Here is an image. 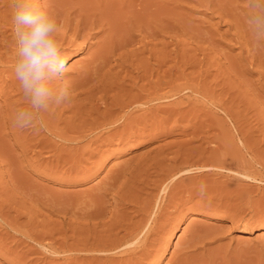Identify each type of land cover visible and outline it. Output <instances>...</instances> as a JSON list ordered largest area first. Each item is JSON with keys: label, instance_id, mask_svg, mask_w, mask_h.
I'll return each instance as SVG.
<instances>
[{"label": "rangeland", "instance_id": "obj_1", "mask_svg": "<svg viewBox=\"0 0 264 264\" xmlns=\"http://www.w3.org/2000/svg\"><path fill=\"white\" fill-rule=\"evenodd\" d=\"M1 1L5 2L6 0ZM1 1L0 11H3L4 7ZM60 1H63V5ZM112 1L115 6L113 11L117 14V20L112 27V31L116 33L111 32L112 36L110 35L111 37L109 38L113 43L117 41L119 45L115 42L117 45L116 51H113L111 54L112 58L110 63L115 66L113 67L109 63V66L104 69L105 73V71L111 67V73H109L107 79L109 81L117 80L116 82L118 83L124 81L126 82L125 84L128 85L130 83L129 81L127 82V78H125L126 74L131 71L132 76H135L137 70V72L142 70V64L143 68L146 66L145 68L154 69L155 74L158 70L157 72L160 75V79H164L163 81L167 80V82H169V79L170 81L172 80L171 83L173 86L174 84H183L188 86L191 85L192 89H198L196 92L194 89V91L191 89L187 91L186 89L180 93L181 95L179 94L161 100V102L158 103L159 107L161 106L162 109H166L179 101H189L191 99L192 101L190 100V104H185H188L186 109L193 108V111L196 109L192 114H195L197 118L195 115L191 114L188 118L194 116L196 120L193 118H190L189 122L187 121L189 119H184L185 121L180 120L179 122H175L174 120L173 123V119L176 118V116H173L172 119L164 121L162 124H166V127L172 129L168 131L170 133H167L166 136L161 133L157 134V132L151 134L145 132L143 135L137 136L133 141H120L114 139L111 140V142L110 140L106 142L108 141L106 140L105 143L98 141L95 145V143L90 144L84 139L79 143H73L74 145L69 143L67 146L61 141H56L53 137L51 138V136L47 138L45 133L42 134L41 132L39 136L33 134L34 131L39 128L38 125L34 130L33 128L18 130L17 127V130H14L15 128L11 130L10 126H2L3 118H8V116L2 112V115H0V133H4L0 134V140H3L0 141L2 143H0V205L3 203L4 205L2 207L0 206V210H4V212L0 211V225H2L0 226V264H126L129 260L128 255L116 256V254L112 252H107L105 255L107 256L108 254L110 258H106L103 253L94 251L93 248L99 246V240H101L100 247L104 244L103 242L108 239L107 237L105 240L104 237L112 230L114 227L113 224L119 223V221L122 222V224L132 223L133 221L137 222L142 218V215H139V210L141 208L143 209L147 206L154 205L155 208L153 210L155 212L157 207L159 205L161 207L162 204H167L168 206L165 205V208L162 209V211H164H161L158 221L152 223L153 216H151L149 221L150 229L154 226L151 233L154 235L155 233L162 235L159 251L157 253L153 252V255H149L144 261L143 259H140V261L137 260L141 264H264V87H262L264 86V60H262V58H264V45H256L247 29L245 23L248 7L247 0H143L146 4V11H142L143 9L139 6H134L132 2L137 3L138 0ZM77 2L78 0H38L40 6L48 11H54L55 9L53 10V6L56 5L57 8H61L60 10L63 8L64 12L70 9L69 12H74L77 7L75 6ZM96 2H101L102 4V0H97ZM114 2H116V4ZM71 4L74 5L71 6ZM130 4H132L134 8L126 7V5L128 6ZM68 5L71 6L74 11ZM98 6H103V4ZM138 7L141 9L142 13L140 11L137 13L135 12V9L139 10ZM117 9L120 11L123 10L124 12L122 13V11L120 12ZM128 9H133L132 12L134 14L132 13V15ZM54 12L61 13L62 11L59 12L56 10ZM117 12H120L122 15ZM127 12L130 15H128ZM71 16L73 17V15ZM127 16H129L128 20L125 19ZM144 18L150 19L145 20ZM157 21H160V23ZM147 22H149V24H147ZM104 23L106 24L105 21ZM124 23H127L129 27ZM97 29L99 28H96V30ZM121 31L124 32L122 33ZM125 32L127 33L124 34ZM101 33V35H104L103 32ZM100 34L97 38H93L94 40L91 39V41H93L92 44H95V42L102 37ZM115 34H117V36ZM122 36L124 38H122ZM142 38L144 41L141 40ZM126 39H128L130 43L126 41ZM123 40H125V44ZM118 47L121 49L119 50ZM168 50L170 53H174V55L170 54ZM140 52L143 54L139 55L141 54ZM135 53L137 54L135 55ZM65 55L67 57L65 78L72 80L78 75L76 71L77 67L88 59L89 50L83 49L80 51L78 49H70ZM252 55L255 58L257 56L260 57L254 58V60ZM140 61H142V63H140ZM206 62L207 64H205ZM147 63H149L150 66H148L149 64L147 65ZM198 64L200 65L197 66ZM234 67L236 69H234ZM170 71L172 72L171 76L173 78L175 77L176 80L175 78L174 80L171 78ZM117 72L118 74L121 73V75H118ZM172 74H174V76ZM212 74L214 75L212 76ZM155 79L156 76L152 78V80ZM142 83L143 82L139 81L138 85ZM205 85L206 87L208 86L207 90L206 92H202V90L205 91L204 89H206ZM235 85L238 86L236 87ZM168 89L169 88L163 85V92H167ZM199 89L201 92H199ZM254 90L256 91L254 92ZM116 93V90H109L107 91V96L111 98L113 95H116ZM210 93L211 96H208ZM243 93L247 94V97ZM203 94L205 96H201ZM258 94L260 97H258ZM98 95H100V93H98ZM182 96L183 98L185 96L184 100ZM238 97L239 99H237ZM0 99V104L2 105L3 99ZM219 99L223 103L222 107L225 111L217 107L218 103L216 100L218 101ZM247 99L251 100L247 101ZM253 101L254 103L256 101V103L254 104ZM207 105L209 107H207ZM97 106L98 107H94L95 110H103L102 105L97 104ZM241 109H243V112ZM87 110L89 109L85 108L82 112ZM96 111H92V116H96ZM136 114H140V112ZM159 114L162 117L164 115L162 112H159ZM227 114L230 115V117ZM235 116L238 117L236 118ZM193 121L194 123L197 121V124H199V122L206 124L204 125V127L206 126L204 129L205 139H202V142L198 140L194 142V144L192 143L191 146L193 147L199 144L201 145L202 143L203 147H207L206 149L209 151L211 147H213L212 141L217 138L216 141L219 142L220 136L228 132L225 134L226 136L224 135V137H226L224 138L225 147L227 145L228 148L232 149L231 152L230 149L228 150L227 147L226 149L224 147L225 156L226 154L227 156L229 155L225 157L226 160L224 161L228 162H225L223 165L224 167H221V164H217L219 167L215 165V167L210 169L213 173L192 172L189 173V175H183V178H178L179 176H175L176 178L168 177V172H164L163 169L167 167L166 164L170 161H166L164 163L165 166L161 165L162 168L160 167V169L155 166V162H157L156 159L159 160L162 156L170 158L179 150L178 162L176 161L175 164L178 166V169H184L189 160L188 165H190L187 166L188 168H190L192 164L195 166L200 165L202 162L200 160H207L209 158L208 151H205V154L204 152L200 153V151H197L199 153L194 152L196 154L192 156L194 153H187L183 148L184 151L179 149V142L182 144L183 141L190 139L188 132H191L190 129H192L194 124ZM211 124L214 125L211 126ZM215 125H217V128ZM208 129L213 132H208ZM222 129L226 132H223ZM110 133L111 131L105 134L108 135ZM209 135H211V137ZM42 136L44 137L42 138ZM39 138H47L48 140L46 139V141L55 144L50 148V150H54L50 151L49 148H47L48 150H42L40 146L34 147V142L40 140ZM246 142L247 146L245 145ZM168 145L170 149L167 147ZM175 146L178 148L176 149ZM162 147H164V149L167 147V149H165L166 151L164 150L160 156H157L159 149ZM71 149L73 151H71ZM168 149L169 151H167ZM71 152H73L74 155H72L73 153ZM59 153L64 154V158ZM190 154L192 157L188 156ZM10 155L12 161L10 160ZM60 155L62 158L58 160L57 157ZM21 157L23 159H21ZM65 157H67V159H65ZM68 157L71 159H68ZM13 158H17L16 160L18 162ZM147 159L151 160L147 161ZM179 161H183L184 163H180ZM179 165H181V167ZM8 166L10 168L13 166L14 169L12 170ZM250 166L253 168H250ZM245 167L247 169H245ZM214 168L216 171L212 170ZM160 170L165 175H163L162 172L160 174ZM248 171L252 172L251 177H246ZM254 171H256V173ZM165 177L167 179L172 178V180H166L164 179ZM160 181H163V183ZM174 181H177L176 184L178 183V185L174 184ZM159 182L161 184H159ZM167 182H170L176 187L172 188L173 185L171 186L172 193H168L169 195H167L166 202L163 203L160 201L163 197L162 189ZM170 183H167V185H171ZM3 189L5 191H3ZM99 194L105 195H102V198ZM168 199L171 200V202ZM99 201L103 205V209L100 208V211L98 208L102 206L101 204H99V207L97 206ZM142 203L143 206L141 205ZM3 207L5 209L8 208L5 210ZM90 209L91 211H89ZM101 211L103 216L101 213L98 214V217L97 215L90 214ZM111 211H113V213H111ZM121 213L123 214L121 215ZM124 214L127 217L126 219ZM114 215H116L117 218ZM113 218L116 219V222ZM1 220H4L3 223ZM12 220H15L14 223ZM109 220L111 221L109 222ZM7 221H10L13 226ZM163 223H165V225ZM104 224L106 225L104 226ZM109 224L111 228H108ZM153 224H156V226ZM158 225L161 227L163 225L162 228L164 230H161V227L158 228ZM103 226L107 227L104 228ZM120 234L119 237L123 236L124 232ZM172 234L174 239L170 242ZM86 241L87 246H85ZM91 241L93 243H91ZM186 241H192V247L187 250L183 248V246L186 245ZM91 245L93 246L90 247ZM87 254L89 257H87ZM110 254H112L113 257ZM101 255L105 257L101 259ZM134 261L137 262L136 260Z\"/></svg>", "mask_w": 264, "mask_h": 264}, {"label": "bare ground", "instance_id": "obj_2", "mask_svg": "<svg viewBox=\"0 0 264 264\" xmlns=\"http://www.w3.org/2000/svg\"><path fill=\"white\" fill-rule=\"evenodd\" d=\"M1 1V0H0ZM51 1V0H50ZM56 1V0H55ZM69 1H71V0H69ZM74 1V0H73ZM97 1V0H96ZM95 0H78V2L76 3V5L75 6H77L76 7V9H75V11H74V9L71 7V6H73L72 4H71V6H69L70 8H72L73 9V11L74 12H69V11H66V12H64V9L62 8V10H60L59 8H57V6L55 7V6H53V5H50L49 3H46V4H49L50 6H53L54 8H53V10L54 11H62L61 13H58V12H54V11H50L54 16H55V18L57 19V21H58V23H59V25H60V29H59V33H58V38H59V41H60V43H61V45H62V49H63V51H69L70 49H78V50H83V49H88L89 50V57H88V59L86 60V61H84V62H82L81 63V65L79 66V67H77V77L76 78H74V79H72V80H69L70 81V85H71V87H70V93H71V95H70V99L67 101V102H65L64 104H62V105H60V106H55V105H53V106H51L50 107V109L47 111V112H45V113H42V115H41V117H40V121L42 122V123H39L38 122V126H39V128H37V130H35L34 131V133L33 134H37V136H39V134L42 132V134L43 133H45V135H46V137L48 138L49 136H51V138L53 137L54 139H56V141H61L62 143H64V145L66 144H73V143H79L80 141H82V140H84V139H86V141L88 142V143H90V144H94L95 143V145H96V143H98V141L100 142L101 141V143H105V141L106 140H108V141H106V142H109V140H110V142H111V140H114V139H118V140H120V141H124V140H126V141H133V140H135V138L137 137V136H141V135H143L145 132H147L148 134L150 133H154V132H157V134L158 133H161V134H165V136H166V134L167 133H170V132H168V131H171L172 129L170 128H168V127H166L165 125H163L162 123H164V121H166V120H169V119H172L173 118V116H176V118L175 119H173V123H174V120H175V122H179L180 120H183V121H185L184 119H189V120H187L188 122L190 121V118H193L194 119V116L192 117H190V118H188L189 117V115H191L192 114V112H195L196 111V109H195V111H193V108H190V109H186L187 108V105L188 104H190L189 102H190V100L188 101V100H186V101H179L178 103H175L174 105H172L170 108H166L165 106V108L166 109H162L161 108V106L159 107V105H158V103H160L161 102V100H164V99H168V98H170V97H173V96H177V95H179L181 92H183L184 90H186L187 89V91H188V89H191V90H193L192 88H191V85H175L174 84V86H173V84L171 83V81H170V79H169V82H167V80L166 81H163V80H161L160 79V75H159V73L156 71V74H155V72H154V69H150V68H145L146 66V64L144 65L145 67L143 68V64H142V70L141 71H139V72H137L136 71V75L135 76H132V72L131 71H129V73H125L126 74V77L125 78H127V82L129 81V83L130 84H125L126 82H122V83H118V82H116L117 80H114V81H109L108 79H107V76L109 75V73H111L110 71H111V67L107 70V71H105V73H104V69L106 68V67H108L109 66V63L111 62L110 60H111V54L113 53V51H116L115 49H116V47H117V45H119V44H117V41H115L116 42V44H115V42L113 43L112 42V40L109 38V37H111L112 35H111V32L112 33H116V32H113L112 31V27H113V25H114V23H115V21L117 20V18H116V13L113 11V9L115 8V6L113 5V1L112 0H102V4H103V6H98V5H102L101 4V2H99V3H97ZM99 1H101V0H99ZM103 1H104V3H103ZM107 1V2H106ZM118 1V0H117ZM134 1V0H133ZM153 1V0H152ZM158 1V0H157ZM2 2V1H1ZM59 2V1H58ZM76 2V1H75ZM151 2V1H150ZM149 2V3H150ZM3 3V7H4V10L3 11H0V98H2L3 100V103H2V105L0 106V115H2V112H4V114H6L7 116H8V120L7 119H4L3 118V125L2 126H10L11 128V130H12V128H15L14 130H17L16 129V126L14 125V122H13V120H14V114H15V112L19 109V108H21V107H24V106H26V100H25V98H24V96H23V93H22V90H21V88H20V86H19V83H18V81L15 79V76H14V73H13V66H14V62H15V42H14V35H13V26H12V21H11V11H12V3H13V0H6L5 2H2ZM44 3V2H43ZM60 3H62V5H63V1L61 2L60 1ZM72 3V2H71ZM115 4H116V2H114ZM125 3V2H124ZM123 3V4H124ZM130 3V2H129ZM133 4H134V6H139L141 9H143L142 11H146V4L144 3V1L142 0H138L137 1V3H135V2H132ZM55 4H56V2H55ZM66 4V3H65ZM153 4V3H152ZM1 5V4H0ZM113 5V6H112ZM164 5H166V4H164ZM1 6V7H2ZM44 6H46V5H44ZM48 6V5H47ZM58 6H59V4H58ZM66 6V5H65ZM123 6V5H122ZM134 6L132 5V4H130V5H126V7H129V8H134ZM155 6H156V4H155ZM42 7V6H41ZM138 7V9L139 10H137V9H135V12L137 13V12H141V9ZM153 7H154V5H153ZM51 8V7H50ZM50 8H47V9H50ZM158 8V7H157ZM66 9H67V7H66ZM151 9V8H150ZM149 9V10H150ZM155 9V8H154ZM51 10H52V8H51ZM117 10H119V9H117ZM125 10H126V8H125ZM128 10H130V9H128ZM127 10V11H128ZM132 10L133 9H131L130 10V13L132 14L133 12H132ZM116 11V10H115ZM120 11V10H119ZM122 11V13L124 12L123 10H121ZM120 11V12H121ZM120 12H117L118 14L120 13ZM150 12V11H149ZM128 13V12H127ZM142 13V12H141ZM141 13H139V14H141ZM143 13H145V12H143ZM124 14H126V13H124ZM124 14H123V16H124ZM134 14V13H133ZM132 14V15H133ZM152 14V13H151ZM71 15H73V17L71 16ZM120 15H122L121 13H120ZM128 15H130L129 13H128ZM142 15V14H141ZM147 15V14H146ZM150 15V14H149ZM154 15V14H153ZM156 15V14H155ZM126 16V15H125ZM143 16V15H142ZM118 17H119V15H118ZM128 17L129 16H127L125 19L126 20H128ZM131 17V16H130ZM141 17V16H140ZM148 17V16H147ZM133 18V17H132ZM135 18H136V16H135ZM151 18V17H150ZM149 18V19H150ZM143 19V18H142ZM145 19V18H144ZM148 19V18H147ZM147 19H145V20H147ZM148 19V20H149ZM154 19V18H153ZM160 19V18H159ZM162 20V19H161ZM173 20V19H172ZM104 21L106 22V24L104 23ZM144 21V20H143ZM150 21H152V20H150ZM154 21V20H153ZM126 22V21H125ZM158 22V21H157ZM139 23V22H138ZM143 23V22H142ZM158 23H160V21L158 22ZM122 24V23H121ZM125 24V23H124ZM127 24V23H126ZM125 24V25H126ZM147 24H149V22H147ZM170 24V23H169ZM123 25V24H122ZM151 25V24H150ZM119 26V25H118ZM127 27H129V25L127 24L126 25ZM147 26V25H146ZM173 26V25H172ZM122 27V26H121ZM157 27V26H156ZM96 28H99V29H97L96 30ZM135 28V27H134ZM138 28H140V27H138ZM144 28H147V27H144ZM114 29V28H113ZM122 29V28H121ZM125 29V28H124ZM133 29V28H132ZM153 29V28H152ZM158 29V28H157ZM169 29H170V27H169ZM96 30V31H95ZM123 30V29H122ZM163 30V29H162ZM133 31V30H132ZM139 31H141V30H139ZM139 31H137V32H139ZM144 31H147V30H144ZM148 31H150V30H148ZM101 32H103L104 33V35H101L102 33ZM122 32V31H121ZM121 32H119V33H121ZM124 32V31H123ZM122 32V33H123ZM127 32H128V30H127ZM127 32H125L124 34H126ZM154 32V31H153ZM152 32V33H153ZM157 32V31H156ZM101 33V34H100ZM118 33V32H117ZM129 33V32H128ZM142 33H143V31H142ZM147 33H149V32H147ZM101 35L102 37H98L99 39L97 40V42H95V44H92L93 43V41H91V39H93V38H97V36L98 35ZM132 34V33H131ZM130 34V35H131ZM138 34V33H137ZM111 35V36H110ZM116 36H117V34H115ZM139 35V34H138ZM114 36V35H113ZM132 36V35H131ZM130 36V37H131ZM152 36V35H151ZM145 37V36H144ZM121 38V37H120ZM122 38H124L123 36H122ZM136 38V37H135ZM130 39V38H129ZM147 39V38H146ZM94 40V39H93ZM115 40V39H114ZM119 40H121V39H119ZM118 40V41H119ZM135 40V39H134ZM133 40V41H134ZM142 41H144L143 40V38L141 39ZM125 40H123V42H124ZM126 41H128L129 42V40L128 39H126ZM140 41V40H139ZM120 42H122V41H120ZM130 43V42H129ZM132 43V42H131ZM124 44H125V42H124ZM123 45V44H122ZM131 45V44H130ZM141 46H142V44H141ZM121 47V46H120ZM123 47V46H122ZM126 47V46H125ZM136 47V46H135ZM134 47V48H135ZM134 48H133V50H134ZM140 48V47H139ZM138 48V49H139ZM152 48V47H151ZM118 49L120 50L121 48H119L118 47ZM145 49V48H144ZM143 49V50H144ZM125 50V49H124ZM164 50H166V49H164ZM172 50V49H171ZM262 50V49H261ZM123 51V50H122ZM141 51V50H140ZM153 51V50H152ZM155 51V50H154ZM169 51V50H168ZM174 51V50H173ZM66 52H64L65 54H66ZM136 52V51H135ZM144 52V51H143ZM125 53V52H124ZM124 53H122V54H124ZM138 53V52H137ZM137 53H135V55L137 54ZM141 53V52H140ZM169 53H170V51H169ZM115 54H116V52H115ZM126 54V53H125ZM130 54H131V52H130ZM143 53H141V54H139V55H142ZM146 54V53H145ZM160 54H162V53H160ZM170 54H172V53H170ZM134 55V56H135ZM172 55H174V53L172 54ZM112 56H114V55H112ZM126 56H127V54H126ZM132 56V55H131ZM133 56V57H134ZM253 56V55H252ZM256 56V55H255ZM128 57V56H127ZM257 57H260V56H257ZM256 57V58H257ZM130 58V57H129ZM141 58V57H140ZM255 57L253 56V59H254ZM255 58V59H256ZM119 59V58H118ZM125 59V58H124ZM133 59V58H132ZM137 59V58H136ZM156 59V58H155ZM254 59V60H255ZM138 60V59H137ZM166 60V59H165ZM164 60V61H165ZM172 60V59H171ZM170 60V61H171ZM262 60H264V58H262ZM261 60V61H262ZM115 61V60H114ZM147 61V60H146ZM161 61V60H160ZM252 61V60H251ZM260 61V60H259ZM118 62V61H117ZM123 62V61H122ZM158 62V61H157ZM157 62H156V64H157ZM201 62V61H200ZM199 62V63H200ZM256 62V61H255ZM140 63H142V61H140ZM145 63V62H144ZM162 63V62H161ZM165 63V62H164ZM191 63V62H190ZM252 63V62H251ZM111 64V63H110ZM120 64H122V63H120ZM139 64V63H138ZM137 64V65H138ZM149 63H147V65H148ZM204 64V63H203ZM205 64H207V62L205 63ZM125 65H127V64H125ZM161 65V64H160ZM160 65H157V66H160ZM188 65H189V62H188ZM187 65V66H188ZM193 65V64H192ZM200 64H198L197 66H199ZM261 65V64H260ZM111 66H113L112 64H111ZM115 66V65H114ZM113 66V67H114ZM141 66V65H140ZM148 66H150V64L148 65ZM162 66V65H161ZM173 66V65H172ZM211 66V65H210ZM112 67V68H113ZM120 67V66H119ZM119 67H117V68H119ZM123 67V66H122ZM133 67V66H132ZM135 67V66H134ZM137 67V66H136ZM139 67V66H138ZM239 67V66H238ZM162 68V67H161ZM173 68H175V67H173ZM208 68H209V66H208ZM215 68V67H214ZM124 69H127V68H124ZM140 69V68H139ZM201 69H203V68H201ZM206 69V68H205ZM234 69H236L235 67H234ZM239 69V68H238ZM238 69H237V72H238ZM112 70H114V69H112ZM117 70V69H116ZM115 70V71H116ZM208 70V69H207ZM217 70V69H216ZM233 70V69H232ZM123 71H125V70H123ZM133 71H134V68H133ZM168 71V70H167ZM166 71V72H167ZM235 71V70H234ZM114 72V71H113ZM130 72H131V75H130ZM231 72V71H230ZM116 73V72H115ZM121 73H122V71H121ZM121 73H119L120 75H121ZM169 73V72H168ZM171 71H170V76H171ZM117 74H118V72H117ZM118 74V75H119ZM124 74V75H125ZM195 74V73H194ZM200 74V73H199ZM115 75V74H114ZM173 76H174V74H172ZM175 75H177V74H175ZM214 74H212V76H213ZM217 75V74H216ZM156 76V79L155 80H152V78L153 77H155ZM236 76V75H235ZM111 77H112V75H111ZM119 77V76H118ZM190 77V76H189ZM215 77V76H214ZM115 78V77H114ZM113 78V79H114ZM169 78V77H168ZM171 78L174 80V78L171 76ZM178 78V77H177ZM117 79V78H116ZM122 79H124V78H122ZM181 79V78H180ZM188 79V78H187ZM191 79H195V78H191ZM119 80V79H118ZM175 80H176V78H175ZM202 80V79H201ZM213 80V79H212ZM215 80V79H214ZM240 80V79H239ZM120 81V80H119ZM139 81H141V82H143L141 85L139 84L138 85V82ZM219 81V80H218ZM234 81V80H233ZM184 82V81H183ZM196 82H198V81H196ZM206 82V81H205ZM212 82V81H211ZM208 83V82H207ZM239 83V82H238ZM243 83V82H242ZM172 84V85H171ZM191 84V83H190ZM193 84V83H192ZM221 84V83H220ZM163 85L164 86H166L167 88H169L168 89V91L167 92H163L162 90H163ZM196 85V84H195ZM197 85H199V84H197ZM207 85H209V84H207ZM228 85V84H227ZM240 85V84H239ZM223 86H224V84H223ZM236 86V85H235ZM238 86V85H237ZM236 86V87H237ZM205 87H206V85H205ZM208 87V86H207ZM207 87H206V89H204L205 91H203L202 89V92H206V90H207ZM216 87V86H215ZM240 87V86H239ZM243 87V86H242ZM262 87H264V86H262ZM199 88H200V86H199ZM212 88H213V85H212ZM227 88V87H226ZM196 89V88H195ZM194 89V90H195ZM209 89V88H208ZM234 89V88H233ZM244 89V88H243ZM109 90H116L117 91V93H116V95H113L111 98H109L108 96H107V91H109ZM193 90V91H194ZM247 90V89H246ZM190 91V90H189ZM196 91H198V89L197 90H195V92ZM235 91H236V89H235ZM256 90H254V92H255ZM111 92V91H110ZM194 92V93H195ZM199 92H201L200 91V89H199ZM253 92V91H252ZM98 93H100V95H98ZM208 93H209V91H208ZM224 93V92H223ZM241 93V92H240ZM245 93H246V91H245ZM245 93H243V94H245ZM109 94V93H108ZM191 94V93H190ZM197 94V93H196ZM195 94V95H196ZM199 94H202V93H199ZM207 94V93H206ZM232 94V93H231ZM236 94H238V93H236ZM254 94H256V93H254ZM181 95V94H180ZM185 95H187V94H185ZM226 95V94H225ZM224 95V96H225ZM228 95V94H227ZM240 95V94H239ZM247 94H245V96H246ZM257 95V94H256ZM110 96V95H109ZM201 96H205L204 94L203 95H201ZM208 96H211V93H210V95H208ZM207 96V97H208ZM240 96H242V95H240ZM250 96V95H249ZM262 96V95H261ZM180 97V96H179ZM178 97V98H179ZM229 97V96H228ZM237 97V96H236ZM247 97V96H246ZM258 97H260L259 96V94H258ZM182 98H183V96H182ZM186 98H188V97H186ZM197 98V97H196ZM210 98H212V97H210ZM222 98H223V95H222ZM231 98V97H230ZM234 98V97H233ZM232 98V99H233ZM249 98V97H248ZM253 98V97H252ZM185 99V96H184V98H183V100ZM221 99V98H220ZM220 99L217 101L216 100V102L218 103H216L217 104V107L221 110H223V111H225V109H223V107H222V102L220 101ZM237 99H239V97L237 98ZM243 99V98H242ZM241 99V100H242ZM260 99V98H259ZM1 100V99H0ZM223 100V99H222ZM249 99H247V101H248ZM251 100V99H250ZM249 100V101H250ZM256 100V99H255ZM192 101V100H191ZM233 101V100H232ZM195 102H196V100H195ZM203 102V101H202ZM237 102V101H236ZM239 102V101H238ZM243 102H244V100H243ZM242 102V103H243ZM186 103H188L187 105H185ZM192 103V102H191ZM199 103H201V102H199ZM204 103V102H203ZM229 103V102H228ZM241 103V102H240ZM246 103H248V102H246ZM253 103H254V101H253ZM255 103H256V101H255ZM254 103V104H255ZM97 104L98 105H102L103 106V110L101 111V110H95V108L94 107H98L97 106ZM173 104V103H172ZM194 104V103H193ZM198 104V103H197ZM214 104V103H213ZM215 104V105H216ZM237 104V103H236ZM89 106V107H88ZM170 106V105H169ZM168 106V107H169ZM190 106V105H189ZM199 106V105H198ZM197 106V107H198ZM233 106V105H232ZM236 106V105H235ZM234 106V107H235ZM163 107V108H164ZM203 107H205V106H203ZM207 107H209L208 105H207ZM244 107V106H243ZM82 108H88L89 110H87V111H83L82 112V110H84V109H82ZM101 108V107H100ZM100 108H98V109H100ZM231 108V107H230ZM245 108H247V107H245ZM251 108V107H250ZM255 108V107H254ZM201 109V108H200ZM197 110H198V108H197ZM213 110V109H212ZM227 110H228V108H227ZM243 109H241V111H242ZM249 110V109H248ZM251 110V109H250ZM255 110V109H254ZM92 111H96V116H92L93 115V112ZM229 111V110H228ZM253 111V110H252ZM138 112H140V114H136V113H138ZM159 112H162L164 115H163V117L159 114ZM199 112V111H198ZM214 112V111H213ZM243 112V111H242ZM241 112V113H242ZM197 113V112H196ZM228 113V112H227ZM233 113V112H232ZM3 114V115H4ZM94 114H95V112H94ZM136 114V115H135ZM200 114V113H199ZM231 114V113H230ZM192 115H195V114H192ZM228 115V114H227ZM232 115V114H231ZM236 115H238V114H236ZM196 116V115H195ZM229 117H230V115H228ZM243 116H244V114H243ZM3 117V116H2ZM200 117V116H199ZM206 117H208V116H206ZM236 118L238 117V116H235ZM196 118H197V116H196ZM244 118V117H243ZM231 119H232V117H231ZM233 119H234V117H233ZM1 120V119H0ZM194 120H196V119H194ZM198 120V119H197ZM214 120V119H213ZM200 121V120H199ZM203 121V120H202ZM234 121V120H233ZM232 121V122H233ZM238 121V120H237ZM1 122V121H0ZM201 122V121H200ZM199 122V124H197V121H196V123H194V121H193V127H192V129H190L191 130V132H188V134L190 135V139L189 140H187V141H183L182 142V144H180V142H179V149H185L186 151H187V153H194V152H197V151H200V153H203L204 152V154H205V151H208L206 148L207 147H203V145H202V143H201V145L199 144L198 146H195V147H193V146H191V144L193 143L194 144V142H197L198 140H201L200 142H202L204 139H205V136H204V132H205V127H204V125H206V124H203V123H200ZM213 122V121H212ZM239 122V121H238ZM238 122H237V124H238ZM170 123V122H169ZM168 123V124H169ZM171 123H172V121H171ZM206 123H207V121H206ZM210 123V122H209ZM180 124V123H179ZM192 124V123H191ZM241 124H243V123H241ZM1 125V124H0ZM162 125H163V127H162ZM170 125V124H169ZM189 125V124H188ZM212 125H214V124H211V126ZM218 125V124H217ZM217 125H215L216 126V128H217ZM5 126V127H6ZM165 126V127H164ZM176 126V125H175ZM192 126V125H191ZM223 126V125H222ZM242 126V125H241ZM177 127V126H176ZM175 127V128H176ZM9 128V127H8ZM167 128H168V130H167ZM216 128H215V130H216ZM237 128V127H236ZM242 128V127H241ZM244 128V127H243ZM10 129H8V130H10ZM32 129V128H31ZM224 129V128H223ZM223 129H222V131H223ZM4 130V129H3ZM2 130V131H3ZM7 130V131H8ZM18 130H20L19 128H18ZM33 130H34V128H33ZM239 130V129H238ZM243 130V129H242ZM0 131H1V129H0ZM111 131V133L110 134H108V135H106L105 133H108V132H110ZM210 130L208 129V132H209ZM212 131V130H211ZM210 131V132H211ZM241 131V130H240ZM244 131V130H243ZM248 131V130H247ZM11 132V131H10ZM20 132V131H19ZM22 132V131H21ZM213 132V131H212ZM223 132H226V131H223ZM4 132H2V133H0V134H3ZM228 132H226V133H224V135L225 134H227ZM241 133V132H240ZM32 134V135H33ZM106 136H105V135ZM147 134V135H148ZM207 134V133H206ZM205 134V135H206ZM212 134V133H211ZM223 134V133H222ZM41 135V134H40ZM146 135V134H145ZM154 135V134H153ZM221 135V134H220ZM224 135H221L220 136V140H219V142L218 141H216L217 140V138L216 139H214L212 142V144H213V147H211V149H210V146H209V158L207 159V160H200V161H202L201 162V164L199 163V162H197V163H199L200 165H191V167L190 168H188L187 166H189L188 165V163H189V161H188V163H187V168L185 169L184 167V169H178V166L175 164L176 163V161H177V159H178V155L180 154L179 153V150L178 151H176L175 152V154H174V156H172V157H170V158H167V157H164V156H162V158L160 159L159 158V160L158 159H156L157 160V162H155V166L156 167H161L162 168V166L161 165H164V163L166 162V161H170L171 163H174V164H171L170 162H168V164H166L167 165V167H165L164 169H163V171L165 172H168V174H169V176L168 177H174V178H176V177H178V178H183L182 176L184 175L185 176V174H187V175H189V173H194V172H201V173H210L211 171H210V169L211 168H213V167H215V165H217V164H221L220 166L221 167H224L223 165L225 164V162H228V161H224V160H226L225 159V157L227 156V154H226V156H225V152H224V147H225V142H224V138H226V137H224ZM233 135V134H232ZM241 135H243V134H241ZM247 135H248V133H247ZM15 136V135H14ZM34 136V135H33ZM210 137H211V135H209ZM226 136V135H225ZM228 136V135H227ZM44 136H42V138H43ZM230 137V136H229ZM228 137V138H229ZM240 137H242V136H240ZM250 137V136H249ZM1 138V137H0ZM16 138V137H15ZM19 138V137H18ZM47 138H45V139H41V138H39L40 140H36V142H34V147H38V146H40L41 147V149L42 150H45V149H47V148H49V150H50V148H52L53 147V145H55V144H52V143H49V141H46V139ZM214 138V137H213ZM5 139V138H4ZM27 139V138H26ZM26 139H25V141H26ZM31 139H33V138H31ZM38 139V138H37ZM53 139V140H54ZM203 139V140H202ZM208 139V138H207ZM242 139V138H241ZM246 139H247V137H246ZM15 140H17V139H15ZM34 140V139H33ZM48 140V139H47ZM50 140V139H49ZM52 140V141H53ZM211 140V139H210ZM248 140V139H247ZM0 141H3L2 139L0 140ZM55 141V140H54ZM85 141V142H86ZM125 141V142H126ZM250 141V140H249ZM60 142V143H61ZM66 142H68V143H66ZM228 142V141H227ZM243 142V141H242ZM1 143V142H0ZM57 143V142H56ZM61 143V144H62ZM127 143V142H126ZM230 143V142H229ZM2 144V143H1ZM71 144V145H72ZM87 144V143H86ZM89 144V145H90ZM228 144V143H227ZM243 144H244V142H243ZM249 144V143H248ZM5 145V144H4ZM23 145V144H22ZM63 145V146H64ZM74 145V144H73ZM77 145V144H76ZM231 145V144H230ZM234 145V144H233ZM246 146H247V142H246V144H245ZM251 145H252V143H251ZM25 146V145H24ZM57 146V145H56ZM62 146V147H63ZM68 146V145H67ZM166 146V145H165ZM190 146V147H189ZM205 146V145H204ZM228 146H229V144H228ZM255 146V145H254ZM1 147V146H0ZM61 147V148H62ZM71 147V146H70ZM75 147V146H74ZM80 147V146H79ZM82 147V146H81ZM169 149H170V147H169V145L167 146ZM167 147H165V149H167ZM176 147V146H175ZM226 147H227V145H226ZM226 147H225V149H226ZM234 147V146H233ZM252 147V146H251ZM250 147V148H251ZM27 148V147H26ZM61 148H60V151H61ZM73 148V147H72ZM171 148H172V146H171ZM178 147H176V149H177ZM228 148V147H227ZM247 148V147H246ZM250 148H249V150H250ZM254 148V147H253ZM1 149V148H0ZM8 149V148H7ZM24 149H25V147H24ZM36 149V148H35ZM34 149V150H35ZM55 149H56V147H55ZM57 149H58V147H57ZM63 149V148H62ZM77 149H78V147H77ZM79 149H81V148H79ZM164 149V147H162L161 149H159V151H158V155L157 156H160V154H162V152L165 150ZM169 149L167 150V151H169ZM182 149V150H183ZM230 149V151L232 152V149L231 148H228V150ZM257 149V148H256ZM3 150V149H2ZM38 150V149H37ZM48 150V149H47ZM52 150H54V149H52ZM52 150H50V151H52ZM236 150V149H235ZM239 150V149H238ZM254 150V149H253ZM6 151V150H5ZM26 151V150H25ZM66 151V150H65ZM71 151H73L72 149H71ZM78 151V150H77ZM85 151H86V149H85ZM166 151V150H165ZM184 151V150H183ZM227 151V150H226ZM247 151V150H246ZM43 152V151H42ZM62 152V151H61ZM68 152H69V149H68ZM68 152H66V153H68ZM170 152H173V151H170ZM169 152V153H170ZM182 152V151H181ZM236 152V151H235ZM249 152V151H248ZM252 152H254V151H252ZM37 153H38V151H37ZM58 153V152H57ZM64 153V152H63ZM71 153H73V152H71ZM168 153V152H167ZM185 153V152H184ZM186 153V154H187ZM197 153H199V152H197ZM249 153H251V152H249ZM9 154V153H8ZM59 154H61V153H59ZM65 154V153H64ZM64 154H61L62 156L64 155ZM70 154V153H69ZM186 154H185V156H186ZM195 154L196 153H194L192 156H195ZM203 154V155H204ZM5 155V154H4ZM52 155V154H51ZM58 156L57 158H58V160L59 159H61L62 158V156ZM71 155V154H70ZM72 155H74V153L72 154ZM173 155V154H172ZM6 156V155H5ZM54 156H56V155H54ZM182 156V155H181ZM188 156H190V157H192L191 156V154L190 155H188ZM229 156V155H228ZM227 156V157H228ZM234 156V155H233ZM1 157V156H0ZM10 157H11V155H10ZM39 157V156H38ZM70 157V156H69ZM68 157V159H71V158H69ZM72 157H74V156H72ZM200 157H202V156H200ZM255 157V156H254ZM27 158V157H26ZM32 158V157H31ZM30 158V159H31ZM63 158H64V156H63ZM199 158V157H198ZM203 158V157H202ZM236 158V157H235ZM7 159H8V157H7ZM14 160H16L17 158H13ZM20 159V158H19ZM21 159H23L22 157H21ZM65 159H67V157H65ZM189 159V158H188ZM205 159V158H204ZM228 159V158H227ZM234 159V158H233ZM11 161H12V157H11V159H10ZM32 160V159H31ZM30 160V161H31ZM64 160V159H63ZM148 160H151V159H147V161ZM184 160V159H183ZM195 160V159H194ZM230 160V159H229ZM17 161V160H16ZM36 161V160H35ZM65 161V160H64ZM186 161V162H187ZM236 161H237V159H236ZM2 162V161H1ZM18 162V161H17ZM60 162V161H59ZM178 162V161H177ZM180 162V161H179ZM181 162H183V161H181ZM180 162V163H181ZM10 163V162H9ZM20 163H22V162H20ZM30 163V162H29ZM42 163V162H41ZM40 163V164H41ZM145 163V162H144ZM152 163V162H151ZM184 163V162H183ZM191 163V162H190ZM229 163H231V162H229ZM239 163V162H238ZM19 164V163H18ZM33 164V163H32ZM35 164V163H34ZM43 164V163H42ZM186 164V163H185ZM227 164V163H226ZM4 165H6V164H4ZM9 165H11V164H9ZM241 165V164H240ZM250 165H252V164H250ZM20 166V165H19ZM165 166V165H164ZM180 167H181V165H179ZM241 166H243V165H241ZM245 166V165H244ZM253 166V165H252ZM9 167V166H8ZM13 167V166H12ZM10 168V169H14V167L13 168ZM217 167H219L218 165H217ZM255 167V166H254ZM17 168V167H16ZM48 168V167H47ZM148 168H149V166H148ZM160 168V169H161ZM250 168H253V167H251L250 166ZM18 169H20V168H18ZM218 169V168H217ZM245 169H247L246 167H245ZM159 170V169H158ZM212 170H215V168L214 169H212ZM254 170V169H253ZM20 171V170H19ZM149 171V170H148ZM147 171V172H148ZM216 171V170H215ZM214 171V172H215ZM222 171V170H221ZM246 171V170H245ZM252 171V170H251ZM259 171V170H258ZM11 172V171H10ZM161 170H160V174H161ZM247 172V171H246ZM245 172V173H246ZM255 173H256V171H254ZM261 172V171H260ZM118 173V172H117ZM197 173V174H198ZM211 173H213V171L211 172ZM216 173V172H215ZM215 173H214V175H215ZM13 174V173H12ZM115 174V173H114ZM158 174V173H157ZM159 174V175H160ZM162 174H163V172H162ZM167 174V173H166ZM217 174V173H216ZM225 174V173H224ZM251 174H252V172H250V171H248V173H246V177H251ZM11 175V174H10ZM9 175V176H10ZM117 175V174H116ZM119 175V174H118ZM152 175V174H151ZM163 175H165V174H163ZM202 175V174H201ZM209 175V174H208ZM212 175V174H211ZM156 176V175H155ZM158 176V175H157ZM176 176V177H175ZM204 176H207V175H204ZM253 176L255 177V175L253 174ZM252 176V177H253ZM15 177V176H14ZM112 177V176H111ZM116 177H118V176H116ZM160 177V176H159ZM201 177V176H200ZM253 177V178H254ZM12 178V177H11ZM114 178V177H113ZM162 178V177H161ZM160 178V179H161ZM252 178V179H253ZM155 179V178H154ZM164 179H166V180H172V178H169V179H167L166 177L164 178ZM165 180V181H166ZM175 180V179H174ZM197 180V179H196ZM195 180V181H196ZM199 180V179H198ZM208 180H209V178H208ZM113 181V180H112ZM118 181V180H117ZM159 181V180H158ZM210 181V180H209ZM111 182V181H110ZM157 182V181H156ZM160 182H162L163 183V181H160ZM159 182V184H161ZM171 182V181H170ZM170 182H167L168 184L170 183ZM177 182V181H176ZM176 182L174 181L173 183L174 184H176ZM199 182V181H198ZM114 183H115V181H114ZM165 183V182H164ZM167 183H166V185H165V187L162 189V192H163V194H162V200H160V201H162L163 203L164 202H166L165 200L167 199V195H169L168 193L170 192V193H172V191H171V186L173 185V184H171V185H167ZM203 184V183H202ZM215 184V183H214ZM112 185V184H111ZM155 185H156V183H155ZM158 185V184H157ZM176 185H178V183L176 184ZM200 185V184H199ZM213 185V184H212ZM15 186V185H14ZM191 186V185H190ZM112 187H113V185H112ZM119 187V186H118ZM157 187V186H156ZM173 187H176V186H172V188ZM178 187V186H177ZM212 187V186H211ZM114 188V187H113ZM207 188V187H206ZM2 189V188H1ZM5 189V188H4ZM3 189V191H5ZM11 189H13V188H11ZM156 189V188H155ZM159 189H160V187H159ZM197 189V188H196ZM10 190V189H9ZM16 190V189H15ZM106 190V189H105ZM118 190V189H117ZM123 190V189H122ZM195 190V189H194ZM104 191V190H103ZM114 191V190H113ZM192 191V190H191ZM7 193V192H6ZM14 194V193H13ZM100 195V194H99ZM102 195H105V194H102ZM102 195H100V197H102ZM174 195V194H173ZM8 196H9V194H8ZM15 196V195H14ZM107 196V195H106ZM127 196V195H126ZM129 196V195H128ZM111 197V196H110ZM119 197V196H118ZM124 197V196H123ZM160 197V198H161ZM11 198H12V195H11ZM96 198H97V196H96ZM103 198V197H102ZM105 198V197H104ZM14 199V198H13ZM12 199V200H13ZM99 199V198H98ZM132 199V198H131ZM138 199V198H137ZM173 199V198H172ZM11 200V201H12ZM101 200V199H100ZM103 200V199H102ZM143 200V199H142ZM169 200V199H168ZM108 201V200H107ZM117 201V200H116ZM116 201H114V202H116ZM132 201H133V199H132ZM135 201V200H134ZM137 201V200H136ZM170 202H171V200H169ZM168 201V202H169ZM92 202V201H91ZM118 202V201H117ZM131 202V201H130ZM140 202V201H139ZM138 202V203H139ZM11 203V202H10ZM13 203V202H12ZM96 203H98V202H96ZM104 203V202H103ZM146 203V202H145ZM160 203V202H159ZM199 203H200V201H199ZM92 204H93V202H92ZM99 204H101L100 203V201H99V203H98V207H99ZM120 204V203H119ZM140 204V203H139ZM154 204V203H153ZM156 204V203H155ZM169 204V203H168ZM4 205V203L2 204V205H0L1 207ZM94 205H96V204H94ZM112 205V204H111ZM117 205V204H116ZM121 205V204H120ZM135 205V204H134ZM142 206H143V203L141 204ZM148 205V204H147ZM150 205V204H149ZM165 205H167V204H165ZM165 205H161V207H160V205L157 207V209H156V211L154 212V208H155V206L153 205V206H147V207H145V208H141L140 210H139V215H142V218L141 219H139L137 222H132V223H125V224H122V222H120L119 221V223H116V224H113V228H112V230H110V232H108V235L107 236H105L104 237V239L106 240L107 239V237H108V239L105 241V242H103L104 244L100 247V241L101 240H99V246H96V247H94L93 248V250L94 251H98V252H100V253H103L104 255H105V253H107V252H112V253H114V254H116V256L117 255H128L129 257H128V259L130 260V262H129V260H128V262L126 263V264H141L140 262H138L137 260H139L140 261V259H143V261H144V259H147V257L149 256V255H153V252H155V253H157L158 251H159V248H160V239H161V237H162V235H160L159 233H155V235L153 234V233H151V231H152V229H153V227H152V225H151V229H150V219H151V216H153V218H152V223L154 222H156V221H158V217H159V215H160V213H161V211H162V209L163 208H165ZM6 206V205H5ZM4 206V207H5ZM101 206L102 207H97L98 208V210L100 211V208H102L103 209V205L101 204ZM168 206V205H167ZM3 207V208H4ZM94 207V206H93ZM120 207V206H119ZM201 207H203V206H201ZM8 208V207H7ZM6 208V209H7ZM91 208V207H90ZM124 208V207H123ZM128 208V207H127ZM5 209V208H4ZM5 209V210H6ZM95 209V208H94ZM119 209V208H118ZM134 209V208H133ZM167 209V208H166ZM106 210V209H105ZM104 210V211H105ZM117 210V209H116ZM115 210V211H116ZM121 210V209H120ZM1 211V210H0ZM9 211H10V209H9ZM89 211H91V209L89 210ZM103 211V212H104ZM114 211V212H115ZM137 211V210H136ZM164 211V210H163ZM162 211V212H163ZM1 212H4V210L3 211H1ZM12 212V211H11ZM106 212H108V211H106ZM105 212V213H106ZM126 212V211H125ZM135 212V211H134ZM133 212V213H134ZM7 213V212H6ZM99 213H101V215H102V211L101 212H98V213H90L91 215H97V217L99 216L98 214ZM111 213H113V211H111ZM110 213V214H111ZM132 213V214H133ZM82 214V213H81ZM117 214V213H116ZM123 213H121V215H122ZM127 214V213H126ZM1 215V214H0ZM4 215H5V213H4ZM9 215V214H8ZM15 215H16V213H15ZM85 215V214H84ZM100 215V216H101ZM107 215V214H106ZM163 215V214H162ZM103 216V215H102ZM115 217H116V215H114ZM120 216V215H119ZM124 216H125V214H124ZM134 216V215H133ZM132 216V217H133ZM17 217V216H16ZM91 217V216H90ZM121 217V216H120ZM128 217H130V216H128ZM135 217V216H134ZM8 218V217H7ZM9 218H11V217H9ZM83 218V217H82ZM87 218V217H86ZM112 218V217H111ZM117 218V217H116ZM122 218H123V216H122ZM127 217L125 216V219H126ZM131 218V217H130ZM138 218V217H137ZM176 218V217H175ZM15 219V218H14ZM114 219V218H113ZM133 219V218H132ZM160 219V218H159ZM165 219V218H164ZM16 220V219H15ZM14 220V221H15ZM84 220H85V218H84ZM87 220V219H86ZM116 219H114V221H115ZM129 220V219H128ZM2 221V223H3V221L4 220H1ZM5 221H6V218H5ZM14 221L12 220V222L14 223ZM111 220H109V222H110ZM132 221V220H131ZM136 221V220H135ZM164 221V220H163ZM9 224H11L10 223V221H7ZM18 222V221H17ZM86 222V221H85ZM116 222V221H115ZM115 222H113V223H115ZM162 222V221H161ZM169 222V221H168ZM105 223H106V221H105ZM167 223V222H166ZM1 224V223H0ZM16 224H18V223H16ZM111 224H112V222H111ZM164 225H165V223H163ZM12 226H13V224H11ZM10 225V226H11ZM100 225V224H99ZM106 224H104V226H105ZM153 225H155L156 226V224H153ZM170 225V224H169ZM0 226H2V225H0ZM84 226H86V225H84ZM102 226V225H101ZM103 226V227H104ZM4 227V226H3ZM107 227V226H106ZM106 227H104V228H106ZM158 228L159 227H161V226H157ZM162 227H163V225H162ZM161 227V230L163 229ZM164 227H166V226H164ZM13 228H16V227H13ZM80 228V227H79ZM82 228H83V226H82ZM103 228V229H104ZM108 228H111L110 227V224H109V227ZM90 229H91V227H90ZM150 229V230H149ZM108 230V229H107ZM116 230V231H115ZM164 230V229H163ZM169 230V229H168ZM82 231V230H81ZM171 231V230H170ZM84 232V231H83ZM100 232V231H99ZM98 232V233H99ZM102 232V231H101ZM103 232H104V230H103ZM121 232H124V235L123 236H121V237H119V234L121 233ZM161 232V231H160ZM95 233V232H94ZM107 233V232H106ZM92 234V233H91ZM82 235V234H81ZM81 235H80V237H81ZM84 235V234H83ZM95 235V234H94ZM105 235V234H104ZM121 235V234H120ZM98 236H99V234H98ZM101 238V237H100ZM82 239H84V238H82ZM95 239H96V237H95ZM102 239V238H101ZM173 239H174V237H173V234L171 235V237H170V242H172L173 241ZM86 240V239H85ZM196 240V239H195ZM88 241V240H87ZM87 241H86V243H85V246H87L86 244H87ZM95 241V240H94ZM97 241V240H96ZM188 241V240H187ZM186 241V245L185 246H183V248L185 249V250H187V249H189L190 247H192V241L191 242H187ZM91 243H93L92 241H91ZM90 243V244H91ZM94 243H96V242H94ZM185 243V242H184ZM97 244V243H96ZM89 245V244H88ZM93 245H91L90 247H92ZM95 246V245H94ZM195 246V245H194ZM181 248V247H180ZM182 248V249H183ZM91 249V248H90ZM89 249V250H90ZM181 249V250H182ZM88 250V251H89ZM181 250H180V252H181ZM88 251H86L87 253H89ZM161 251V250H160ZM84 252H85V249H84ZM91 252V251H90ZM97 253V252H96ZM99 254V253H98ZM110 255H112V254H110ZM85 256H86V254H85ZM100 256V255H99ZM106 256V255H105ZM104 256V257H105ZM87 257H89L88 256V254H87ZM101 257H102V255H101ZM104 257H102L101 259H103ZM110 258L109 256H108V254H107V256H106V258ZM112 257H113V255H112ZM86 258V257H85ZM94 258H95V256H94ZM93 258V259H94ZM100 258V257H99ZM97 259V258H96ZM126 259H127V257H126ZM86 260V259H85ZM113 260V259H112ZM134 260H136L137 262H135ZM104 262V261H103ZM114 262H116V261H114ZM100 264V263H99Z\"/></svg>", "mask_w": 264, "mask_h": 264}, {"label": "clouds", "instance_id": "obj_3", "mask_svg": "<svg viewBox=\"0 0 264 264\" xmlns=\"http://www.w3.org/2000/svg\"><path fill=\"white\" fill-rule=\"evenodd\" d=\"M245 23L256 45H264V0H247ZM11 21L15 42L13 73L26 100L14 114V125L35 128L42 113L70 99L65 78L67 57L58 38L60 25L38 0H13Z\"/></svg>", "mask_w": 264, "mask_h": 264}]
</instances>
